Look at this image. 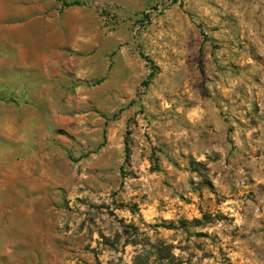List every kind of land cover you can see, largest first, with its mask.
Segmentation results:
<instances>
[{
	"label": "rangeland",
	"instance_id": "1",
	"mask_svg": "<svg viewBox=\"0 0 264 264\" xmlns=\"http://www.w3.org/2000/svg\"><path fill=\"white\" fill-rule=\"evenodd\" d=\"M111 13L133 93L35 152L8 264H264V0Z\"/></svg>",
	"mask_w": 264,
	"mask_h": 264
},
{
	"label": "crops",
	"instance_id": "2",
	"mask_svg": "<svg viewBox=\"0 0 264 264\" xmlns=\"http://www.w3.org/2000/svg\"><path fill=\"white\" fill-rule=\"evenodd\" d=\"M142 1L0 0V264L25 245L32 199L48 195L35 152L133 93L127 29L101 11Z\"/></svg>",
	"mask_w": 264,
	"mask_h": 264
},
{
	"label": "trees",
	"instance_id": "3",
	"mask_svg": "<svg viewBox=\"0 0 264 264\" xmlns=\"http://www.w3.org/2000/svg\"><path fill=\"white\" fill-rule=\"evenodd\" d=\"M70 4H63V6H69ZM101 16L105 19V24L109 25L111 17L113 16V13H111V10L109 9H102L101 11ZM154 67H151V70L154 71ZM152 74H150L149 76H151ZM144 85L146 84V82L143 83Z\"/></svg>",
	"mask_w": 264,
	"mask_h": 264
}]
</instances>
